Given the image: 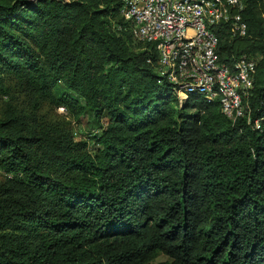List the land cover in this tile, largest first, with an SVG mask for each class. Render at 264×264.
<instances>
[{
    "label": "trees",
    "instance_id": "16d2710c",
    "mask_svg": "<svg viewBox=\"0 0 264 264\" xmlns=\"http://www.w3.org/2000/svg\"><path fill=\"white\" fill-rule=\"evenodd\" d=\"M241 2L215 52L256 59L259 129L179 103L118 0H0V99L12 81L30 108L0 109V264H264V0ZM42 102L87 118L96 149L36 121Z\"/></svg>",
    "mask_w": 264,
    "mask_h": 264
},
{
    "label": "built area",
    "instance_id": "2783aa9c",
    "mask_svg": "<svg viewBox=\"0 0 264 264\" xmlns=\"http://www.w3.org/2000/svg\"><path fill=\"white\" fill-rule=\"evenodd\" d=\"M118 1L131 37L153 50L155 73L179 103L198 95L206 102L217 101L231 122L243 119L253 129L260 128V119L251 118L247 105L256 59L241 55L224 63L217 61L215 52L213 25L225 23L232 34H244L241 0Z\"/></svg>",
    "mask_w": 264,
    "mask_h": 264
},
{
    "label": "rangeland",
    "instance_id": "374dc122",
    "mask_svg": "<svg viewBox=\"0 0 264 264\" xmlns=\"http://www.w3.org/2000/svg\"><path fill=\"white\" fill-rule=\"evenodd\" d=\"M7 84L10 87V92L0 99L1 111L6 107H10L23 114L30 112L27 99L24 97L19 87L12 81L8 82ZM34 116L36 121H42L47 124H57L67 128L73 139L86 142V149L90 153L96 149V146L92 143L90 137L92 129L90 124L86 123L87 118H82L80 122L76 123L64 108L54 107L46 102H42L39 105ZM164 260H167V257L162 254H158L152 259L151 264Z\"/></svg>",
    "mask_w": 264,
    "mask_h": 264
}]
</instances>
